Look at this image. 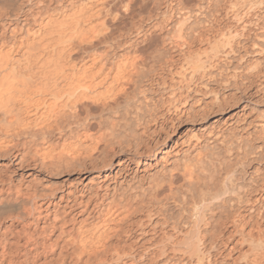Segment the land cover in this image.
I'll use <instances>...</instances> for the list:
<instances>
[{
    "label": "bare ground",
    "instance_id": "bare-ground-1",
    "mask_svg": "<svg viewBox=\"0 0 264 264\" xmlns=\"http://www.w3.org/2000/svg\"><path fill=\"white\" fill-rule=\"evenodd\" d=\"M0 264H264V0H0Z\"/></svg>",
    "mask_w": 264,
    "mask_h": 264
}]
</instances>
